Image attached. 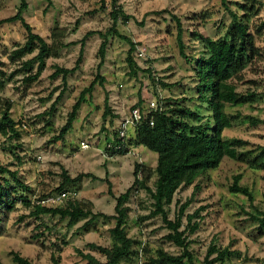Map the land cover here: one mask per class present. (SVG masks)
Wrapping results in <instances>:
<instances>
[{
  "label": "rangeland",
  "instance_id": "1",
  "mask_svg": "<svg viewBox=\"0 0 264 264\" xmlns=\"http://www.w3.org/2000/svg\"><path fill=\"white\" fill-rule=\"evenodd\" d=\"M113 1L27 0L28 9L23 16L35 33L52 44V30L59 27L67 33L64 43L73 44L58 57L47 60L46 70L35 83L24 81L35 71L25 70L22 64L36 53L21 61L11 60L12 53L26 42L25 29L19 22L0 26V70L6 74L4 81L13 76L0 91V99L12 102L10 116L20 123L21 134L17 140L0 135V165L18 171L22 183L33 192L31 199L57 193L55 190L64 182V173L71 179L80 176V181L67 188L78 191V201L86 203L94 213L108 216L115 215L116 198L133 185L135 164L142 162L153 172L158 161L157 154L135 144L134 155H102L125 115L140 100L145 104L151 98L162 97L171 105L180 103L198 110L205 118L204 123L210 120L212 125L207 103H201L197 97L195 64L202 57L208 39L218 41L228 37L233 21L231 11L248 22L264 54V0H227L228 6L223 0ZM19 6L20 0H0V20L14 16ZM116 7L124 14L117 30L137 44L135 58L140 70L136 77L130 75L127 64L130 46L119 37H108L103 64L99 56L103 42L100 35L89 37L82 50L81 40L89 32L106 34L113 27L112 12ZM180 26L187 58L180 53ZM139 49L145 52L142 58L137 55ZM81 51L80 69L69 76L67 87L61 77L51 78L55 66L74 68ZM240 78L236 81L239 92H257L261 98L252 104L228 105L226 112L235 120L223 135L228 140H244L247 145L240 151L256 152L264 147V62L246 69ZM94 81L95 89L86 95L73 129L64 140L58 141L56 138L73 106ZM62 92L64 95L53 108ZM107 105L112 115L118 116L113 124L109 118L106 123L103 120ZM252 119L260 123L254 125ZM135 135L132 131V140ZM82 142L91 148L83 150ZM237 175L242 176L240 185L253 194V202L230 191ZM155 180L153 174L148 185L153 187ZM17 198L16 193L10 196L15 201L11 211L0 206V264H16L14 254L28 258L32 264H53L54 255L60 264H89L79 250L105 263L106 259L91 251L89 244L111 247L114 220L98 218L86 226L89 218L73 225L59 216L35 219L29 217L30 209ZM187 203L183 225L187 228L188 216H193L190 227L197 225V229L189 234L188 240L198 263L202 264L209 247L215 245L233 253L226 264H264V229L260 231L253 219L264 212V172L225 158L217 169L176 193L173 204L166 208L169 219L174 221ZM129 207L126 231L138 243L134 248L138 253L121 264H147L159 250L171 255L181 253L166 238L169 230L161 216L153 214V201L145 191L135 193Z\"/></svg>",
  "mask_w": 264,
  "mask_h": 264
},
{
  "label": "trees",
  "instance_id": "2",
  "mask_svg": "<svg viewBox=\"0 0 264 264\" xmlns=\"http://www.w3.org/2000/svg\"><path fill=\"white\" fill-rule=\"evenodd\" d=\"M116 3V0L113 1ZM223 4L228 6L227 0ZM28 9L27 0H20V6L17 13L9 18L0 20V26L19 22L26 32V42L23 46L18 47L11 55V60L21 61L28 55H36L24 62L22 67L30 72L35 73L25 78L26 83H35L42 76L47 68V60L52 57H58L60 52L73 45L64 43L67 33L62 28L52 30L53 43L50 44L42 36L34 32V28L24 18V12ZM229 9V8H228ZM230 11V9H229ZM232 16V26L229 30L228 37L223 40L213 41L208 39L205 44V51L195 64V73L198 80L197 92L198 99L201 103H207L208 110L211 113L212 125L210 120L204 123V116L198 110H193L180 103L170 104L165 102L166 110L163 113H157L154 125L149 120H145L135 132V140H130L131 145L143 146L146 149L158 155L157 166L152 172L144 164H135L133 185L123 194L116 198L115 215L108 216L102 213H94L86 203L82 201L68 200L64 206L59 208L38 207L33 205L31 195L32 190L24 185L18 176V171H13L9 166L0 165V206L8 210L14 209L15 201L10 200L12 193L19 194L17 198L22 205L30 209L29 217L40 219L42 216H59L61 219H69V224L73 225L81 220L88 219L86 226L90 225L98 218L106 221H115V227L110 230L113 245L103 247L96 244H89L90 250L96 252L106 259L102 263L92 254H85L83 251L78 253L89 262V264H121L123 260L132 259L137 256L138 251L134 248L138 244L128 236L126 224L129 219L131 208L129 204L135 193L145 191L153 201L154 212L156 216H161L164 224L169 230L166 238L173 242L180 250L179 255H171L164 250H159L155 258H150L147 264H200L196 261L193 252L190 250L191 243L188 240L189 234L195 232L197 225L190 227L193 216H188V227L184 228L183 216L189 206V202L182 207L181 213L174 220L169 219L167 207L171 206L176 193L185 187L196 184L199 178L204 177L209 171L217 169L225 158H230L239 163L247 165L249 168L264 172V147L259 148L256 152H242L246 142L244 140L233 138L231 140L224 138V132L231 128L235 118L226 112L228 105L238 106L252 104L257 102L261 96L257 92L241 93L238 91L236 81H240L241 74L248 68L257 63L264 62V54L257 44V35L254 33L247 21L240 19L234 12ZM114 20L113 27L106 34L102 32H89L82 40V50L85 41L93 36L100 35L103 38L99 50L101 63L106 58L108 37L117 36L126 41L130 50L128 52L127 64L131 76H137L140 70L135 54L137 44L120 34L117 30V23L120 18H124L122 9L117 8L112 12ZM125 20H127L125 18ZM177 20H179L177 18ZM180 24V20H179ZM1 40V38H0ZM180 53L187 58L185 53V44L183 42L182 26L178 36ZM83 59V51L80 58L72 69L55 66V72L52 79L61 77L64 87H67L68 78L80 69ZM5 73L0 70V91L11 81L13 76L4 81ZM100 80H103L100 78ZM96 86L94 81L79 97L77 102L68 115L65 126L60 130L57 140L62 141L73 129V125L78 118L79 112L85 103L86 95L92 94ZM65 91V88H64ZM57 99L56 103L62 95ZM140 100L137 106H141ZM13 104L10 100L0 99V135L8 137L11 140L20 138L19 122L13 120L10 116ZM52 108V109H53ZM109 118L110 124H113L118 116L112 115L110 107L107 105L103 115V120ZM254 125H258V120L252 119ZM264 123V122H263ZM117 132L114 131V135ZM126 150L112 152L111 157L125 155ZM20 161L21 159L18 158ZM142 172L141 178L138 174ZM156 176L154 186L148 185L152 175ZM79 176L71 179L64 173V182L55 191H61L67 188L69 184L80 181ZM241 175L234 177V183L230 191L235 194H241L248 198L250 202L254 201L253 194L248 187L241 186ZM199 188V186H196ZM74 190V189H72ZM46 196H41L44 198ZM258 222V228L264 229V212L258 216H253ZM147 253V249L143 248ZM232 252L225 248L219 249L211 245L207 251L206 257L202 264H226L232 256ZM53 264H60L59 258L55 255L52 257ZM16 264H32V262L19 254H14Z\"/></svg>",
  "mask_w": 264,
  "mask_h": 264
},
{
  "label": "built area",
  "instance_id": "3",
  "mask_svg": "<svg viewBox=\"0 0 264 264\" xmlns=\"http://www.w3.org/2000/svg\"><path fill=\"white\" fill-rule=\"evenodd\" d=\"M145 52L138 50V57L142 58ZM166 110L165 101L162 97L151 98L145 104L132 108L123 118L118 128L116 129L117 134L111 136V139L107 142L106 147L101 151L103 156L111 157L112 152L125 151V155H134L133 146L130 143L131 132H136L137 128L145 121L149 120L151 125H154L155 117L157 113H163ZM22 128L26 129V125H22ZM83 150H88L91 146L86 143H81ZM109 154V155H108ZM140 164H143L140 162ZM142 172H139L138 176L141 178ZM78 191L72 189H64L58 191L52 196L44 198L33 197L32 203L38 207L47 208H59L64 206L68 200L78 199Z\"/></svg>",
  "mask_w": 264,
  "mask_h": 264
}]
</instances>
